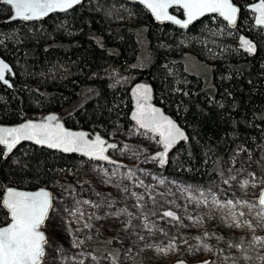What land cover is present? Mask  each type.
<instances>
[{
	"label": "trees",
	"instance_id": "16d2710c",
	"mask_svg": "<svg viewBox=\"0 0 264 264\" xmlns=\"http://www.w3.org/2000/svg\"><path fill=\"white\" fill-rule=\"evenodd\" d=\"M233 1L242 11L235 28L219 17H205L184 30L159 24L142 5L124 0H88L35 22L9 21L11 9L0 0V55L16 72L12 88L0 82V123L42 118L55 110L67 126L99 131L116 140L118 149V136L133 126L131 86L152 82L155 101L189 135L169 162L156 164L152 172L236 200L223 185L233 173L225 165L227 158L237 154L234 168L240 172L264 166V33L246 9L251 0ZM173 12L182 15L179 9ZM240 32L257 41L256 55L239 48L231 35ZM191 56L210 74L189 71ZM142 158L120 166L125 181L144 172L147 153ZM86 161L32 144L5 154L0 145V226L9 222L2 206L7 188L77 192ZM167 208L178 211L170 197L155 195L145 216L155 224ZM157 228L163 233L152 245L180 244L191 236L172 226ZM113 239L93 234L82 243L81 253L95 257L98 264L107 255L115 260L122 249Z\"/></svg>",
	"mask_w": 264,
	"mask_h": 264
},
{
	"label": "rangeland",
	"instance_id": "374dc122",
	"mask_svg": "<svg viewBox=\"0 0 264 264\" xmlns=\"http://www.w3.org/2000/svg\"><path fill=\"white\" fill-rule=\"evenodd\" d=\"M239 34L230 35L238 42ZM187 67L195 74H210L208 67L193 56L189 58ZM118 137L121 145L111 154L127 164L141 162L143 154L147 153V158L142 162L144 172L140 177L136 175L125 181L120 166L87 160L79 175V191L65 194L53 187L54 207L50 219L42 227L49 240L43 264H98L95 257L81 253L84 240L96 233L114 237L113 244L122 249L118 258L113 260L107 255L103 264H171L178 259L197 261L205 258H211L210 264H264V241L252 242L254 236L264 238V227L259 226L262 222L256 216L261 210L258 196L264 187V166L257 170L246 167L240 172L234 168L238 160L236 153L225 162L233 172L227 183L223 184L235 194L236 200H231L247 202L237 203L232 209L235 213H246L239 218L241 226L236 227L229 209L213 202L216 200L223 204L230 199L152 172L157 160L151 154L161 146L156 135L133 125ZM129 170L127 167L124 172ZM155 195L170 197L182 215L180 220L162 216L152 224L145 216V210L150 207ZM250 205L254 207L250 208ZM245 220L252 221L253 229L243 224ZM85 224L90 227H85ZM158 225L172 226L176 231L191 236L180 244L168 242L162 246L152 245V241L163 233L157 228ZM74 242L78 246H74Z\"/></svg>",
	"mask_w": 264,
	"mask_h": 264
},
{
	"label": "snow or ice",
	"instance_id": "6c2138e0",
	"mask_svg": "<svg viewBox=\"0 0 264 264\" xmlns=\"http://www.w3.org/2000/svg\"><path fill=\"white\" fill-rule=\"evenodd\" d=\"M6 3L14 10L13 19L29 21L43 18L54 11L71 9L81 3V0H6ZM140 3L144 4L157 20L172 21L185 28L195 19L211 13H216L227 20L229 24L235 25L240 11L232 0H140ZM172 7L183 9L187 19L182 21L170 15L168 9ZM253 7L259 13L255 23L264 25V0H259V3ZM240 43L248 53H255L256 46L252 41L242 38ZM6 74H11V68L3 60H0V81L4 84H8V80L5 78ZM141 92H143V96L139 95ZM148 92L149 89L146 86L140 85L138 87V107L133 119L141 128L158 133L159 143L163 145L164 151L156 153L153 159H158L163 165L166 162L168 150L178 140L187 139V137L170 119L163 117L157 109L146 108L141 104V100H147ZM46 119L54 121L57 117L49 116ZM21 140H34L37 144L59 148L64 152L82 153L89 158L98 160H107L108 157L104 155V152L109 148L117 147L114 144L106 145V142L99 135L94 141L89 140L86 133L66 131L58 124L53 128L47 123L28 122L19 127L0 128V145L6 146L9 153ZM110 162L115 163L114 161ZM247 183L246 181L245 186ZM200 196L204 197V194L200 193ZM204 202H207L206 198H204ZM213 202L217 203L219 207L228 208L232 223L236 227L241 226L239 218L244 217L246 213L244 211L235 213L232 209L236 207L237 203L247 204L246 201L234 202L230 199L223 204L216 200ZM84 203L91 202L84 201ZM259 203L264 205V196H261ZM2 206L7 210L10 222L0 227V264H43L46 245L49 240L46 233L41 229L50 219L49 214L54 207L52 194L46 190L24 192L7 188L2 199ZM249 207L254 206L250 205ZM77 211L79 210L77 209ZM70 214L75 215V213ZM80 215L83 216V213L81 212ZM163 215L179 219L171 211L165 212ZM256 216L262 222L259 226L264 227V209L257 212ZM243 224L249 229L254 227L251 220H245ZM85 227H90V225L85 224ZM57 228H59V224H57ZM262 241L264 238L255 236L252 240L253 243H262ZM74 246H78V244L74 242ZM205 247L207 246L205 245ZM160 251L166 252L165 249H160ZM180 264H184V262L181 261ZM203 264H210V262L204 261Z\"/></svg>",
	"mask_w": 264,
	"mask_h": 264
},
{
	"label": "water",
	"instance_id": "95a60500",
	"mask_svg": "<svg viewBox=\"0 0 264 264\" xmlns=\"http://www.w3.org/2000/svg\"><path fill=\"white\" fill-rule=\"evenodd\" d=\"M86 1H88V0H81V3L75 5L74 7H72L71 9H68V10H66V11H54V12L49 13L47 16H45V17H43V18H40V19H34V20H29V21H25V22L41 21V20H44V19H46V18H48V17H50V16H52V15H54V14H57V13H61V14H62V13H66V12L72 11V10H74L75 8H77V7H79L80 5H82L83 3H85ZM124 1L129 2V3H133V4H140V5H142V6H143V7H144V8L150 13V15L153 17V19H154L157 23H159V24L171 23V24L177 26L178 28H180V29H184V30H187V29H188L191 25H193L195 22H197V21H199V20H201V19H203V18H205V17H207V16L218 15V14H216V13L205 14L204 16H201V17L195 19L194 21H192V22L188 25V27L185 28V27H182L181 25H178V24L173 23L172 21H167V20H157V19L155 18V16L152 14V12H151V11H150V10L144 5V4L140 3V0H124ZM1 2H2L3 4L8 5V4L6 3V0H1ZM232 2H233V4L236 5V6L240 9V11H241L240 6H239L237 3H235L233 0H232ZM258 3H259V0H253V1H251L250 3H248V5L246 6V8H247V10L250 11V13L252 14V18H253V24H254V26H255L256 28H260L261 31L264 33V25H257V24L255 23L257 17L259 16V13L255 11V8H254L253 6L256 5V4H258ZM8 6H9L10 9H11V13H10V15H9V17H8V20H9V21H24V20H21V19H13L12 17H13V15H14V10L11 8L10 5H8ZM174 9H179V10L182 12V15H179V14L173 12ZM240 11H239V13H238L237 23H236L235 25L229 24V22H228L227 20H225L223 17H220L219 15H218V17H219L220 19H222V20H223V21H224V22H225L230 28H235V27L239 24V21H240V17H241V15H240ZM168 12H169L170 15H173V16H175L177 19H180V20H182V21L187 19L186 15L184 14V10H183V9H180V8H177V7H172V8H169V9H168ZM242 38L248 39V40L252 41V42L255 44V46H256V51H255V53H248V52L242 47V45H241V43H240V41H241ZM238 43H239V48H240L244 53H247V54L252 55V56H254V55H256V54L258 53V50H259L258 48H259V47H258V43H257V41H256L255 39H253L250 35L246 34L245 32H240V34H239V38H238ZM0 60H3V61H4L5 63H7V64L10 66V68H11V74H6V77H5V78L8 80V84H4L2 81H0V82H2L4 85H6V86L9 87V88H12V87H13L12 78H14L15 75H16L15 69H14V67L12 66V64H11L9 61H7L5 58H3L1 55H0ZM9 85H11V86H9ZM140 85H144V86H146V87L149 89V92H148V94H147V100H141V104H142L144 107H146V108H147V107H151V108H155V109H157V110L159 111V113H160L163 117H165V118H167V119H170V120H171V121H172V122H173V123H174V124H175V125H176V126H177V127H178V128L184 133V134H185V136L187 137V139H180V140H178V141H177V142H176V143H175V144H174V145L168 150L167 157L165 158V159H166V162L163 164V165H165V164H167V163L169 162V160H170V158H171L173 152H174V151H175V150H176V149H177L182 143L188 141V139H189V135H188L187 130H186V129H185V128L179 123V121H178L177 119H175L170 113H168L162 105L158 104V103L155 101V89H154V86H153L152 82H148V81H137V82H135V83L131 86V88H130V94H131V98H132V109H131V112H130V119H131L133 125H135L136 127H138L139 129H141V130H143V131H148V130H146V129L141 128V127L139 126V124L137 123V121L133 119V116H134V115L136 114V112H137V107H138V104H137V100H138L137 89H138V87H139ZM139 95H140V96H143V92L139 93ZM49 116H56L57 119L54 120V121H48L46 118L49 117ZM28 122L37 123V124H45V123H47V124H50V126L53 127V128L58 124V125L62 126L63 129L66 130V131L75 132V133H79V132H84V133H86V134H87V139H89V140H93V141H94L95 138H96V136L99 135V136L101 137V139L104 140V141L106 142V145H107V144H114V145L118 146V143H117L116 140L107 138L106 136L102 135L99 131L92 132L91 130H88V129H85V128H72V127L67 126L66 123H65V121L61 118L59 112H57V111H55V110H52V111L46 113L42 118H29V119L23 120V121H21V122L15 123V124H2V123H0V128H13V127H19V126H21V125H23V124H25V123H28ZM148 132H150V131H148ZM150 133L156 135V136L158 137V139L160 140V137H159L158 133H153V132H150ZM24 144H32V145H35V146H38V147H42V148L54 149V150H57V151H59V152H63V153H67V154H74V155L80 156V157H82V158H84V159H87V160H92V161L101 162V163H105V164L118 165V166H124V165H125V162H124V161L119 160L118 158H116L115 156H113V155L111 154V152L114 151V150H116L117 147H115V148H109V149H107L106 152H104V155L108 157L107 160L92 159V158H89V157L83 155L82 153H78V152H64L62 149H59V148H50V147H48L47 145L37 144V143H35L34 140H21V141H20V142H19V143L13 148V150L11 151V153H12L13 151H15L16 149H18L20 146L24 145ZM160 145H161L160 148H159L158 150H156L154 153L151 154L152 158H153V156L156 155V153L164 151L163 145H162L161 143H160ZM1 146L4 148L5 154H10V153L7 151V149H6V146H4V145H1ZM155 160H157V164H158V165L162 166V165L160 164V162H159L158 159H155ZM110 161H114L115 163H112V162H110ZM9 188H14V189H16V190H18V191H24V192H38V191H40V190H46V191H48V192H50V193L52 194V197H54V192H53V190H52L51 188H48V187H37V188L29 189V188H22V187H15V186H12V187H9ZM5 194H6V190H5L4 194H3V196H4ZM261 196H264V187L261 189V191H260V193H259V196H258V205H259V207H261L262 209H264V205H261V204L259 203V200H260ZM5 210H6V209H5ZM6 211H7V210H6ZM169 211L173 212V213L175 214V216L179 217V213H178L176 210L172 209V208H167V209H165V210L163 211V213H165V212H169ZM50 212H51V211H50ZM49 215H50V214H49ZM168 218H171V217H168ZM172 219H173V218H172ZM9 222H10V217H9ZM9 222H8V223H9ZM46 222H47V221H46ZM6 224H7V223H6ZM6 224H4V225H2V226H0V227L5 226ZM45 224H46V223H45ZM41 231H43V230L41 229ZM181 261H183L184 264H203L204 261H209V262H211V258H205V259L197 260V261H188V260H186V259H178V260L174 261V262L171 263V264H180Z\"/></svg>",
	"mask_w": 264,
	"mask_h": 264
},
{
	"label": "flooded vegetation",
	"instance_id": "af4514ba",
	"mask_svg": "<svg viewBox=\"0 0 264 264\" xmlns=\"http://www.w3.org/2000/svg\"><path fill=\"white\" fill-rule=\"evenodd\" d=\"M251 1H253V0H251ZM250 3V2H249ZM248 5V4H247ZM246 5V6H247ZM247 9V8H246ZM241 12L242 11H240V15H241ZM217 17H218V15H213V16H207V18H209V19H213V20H215V19H217ZM178 212V211H177ZM179 218H180V214H179ZM175 220H177V219H175ZM179 220V219H178Z\"/></svg>",
	"mask_w": 264,
	"mask_h": 264
}]
</instances>
